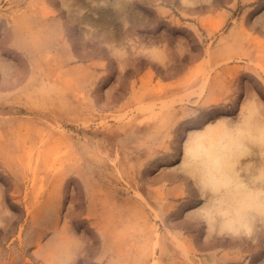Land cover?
<instances>
[{
    "label": "rangeland",
    "instance_id": "1",
    "mask_svg": "<svg viewBox=\"0 0 264 264\" xmlns=\"http://www.w3.org/2000/svg\"><path fill=\"white\" fill-rule=\"evenodd\" d=\"M247 120L264 0H0V264H264V146L218 189L186 150Z\"/></svg>",
    "mask_w": 264,
    "mask_h": 264
},
{
    "label": "bare ground",
    "instance_id": "2",
    "mask_svg": "<svg viewBox=\"0 0 264 264\" xmlns=\"http://www.w3.org/2000/svg\"><path fill=\"white\" fill-rule=\"evenodd\" d=\"M223 131L220 128L209 126L205 133L207 137L206 141L203 140V136H200L194 139L186 148L190 157L199 159L197 163L199 174L216 189L228 184L222 174L225 165L233 171L235 162L245 152L247 142L260 141L261 136L264 135L262 126L254 120H247L246 127L244 128L243 125H240L235 132ZM225 136L227 137L226 142L222 144L220 139ZM233 184L237 187L236 183ZM252 196L251 193L242 194L241 191H238L237 198L235 199L234 219L232 218L238 222L237 226L249 224L248 211L243 209L245 205L243 203L245 198H250L249 204L254 203ZM258 208L260 209V205ZM232 219L230 223H232Z\"/></svg>",
    "mask_w": 264,
    "mask_h": 264
},
{
    "label": "snow or ice",
    "instance_id": "3",
    "mask_svg": "<svg viewBox=\"0 0 264 264\" xmlns=\"http://www.w3.org/2000/svg\"><path fill=\"white\" fill-rule=\"evenodd\" d=\"M260 144L261 146H264V135H262L260 138ZM222 174L227 183H236L238 186H243L227 165H225L224 169L222 170ZM257 183L261 188V191L257 194V198L260 201V211L261 213H264V174L261 175V178L257 181ZM204 211L206 212L207 210ZM241 226L244 227L243 224Z\"/></svg>",
    "mask_w": 264,
    "mask_h": 264
}]
</instances>
